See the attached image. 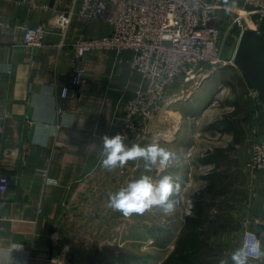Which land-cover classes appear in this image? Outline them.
I'll use <instances>...</instances> for the list:
<instances>
[{
	"label": "crops",
	"instance_id": "obj_1",
	"mask_svg": "<svg viewBox=\"0 0 264 264\" xmlns=\"http://www.w3.org/2000/svg\"><path fill=\"white\" fill-rule=\"evenodd\" d=\"M70 3L71 0H0V173L10 176L7 189H0V244L21 243L22 248L11 254L14 264H56L57 259L67 256L69 244H74L72 225L84 230H108L124 223L117 238L108 239L113 236L104 234L90 241L97 239L105 245L119 240L128 244L126 251L115 253L119 259L114 264H161L173 251L191 206H183V212L176 205L175 211L167 215L154 206L142 215L124 217L106 207L108 196L141 175L150 176L154 183L165 175L178 178L182 190L173 199L192 195L202 186L201 176L213 167L200 162L208 150L200 147L202 124L214 113L208 110L221 101L217 95L222 96L229 86L217 83L218 92L211 99L205 101L207 95L202 92L184 106L182 101L172 103L177 100L175 94L189 90L186 100L190 99L193 88L201 83L190 89L182 87L185 83L168 89L166 101L150 120L148 136L142 143L146 146L156 142L175 152L178 159L168 167L157 164L146 171L143 160L129 161L124 167L131 174L128 178L120 172L122 168L111 172L103 169L102 137L117 134L129 100L144 81L133 66L132 49L88 50L77 61L82 70L79 97L60 98L59 92L68 83L74 66V43L79 38L112 32L109 20L88 19L78 13L73 14L64 32L59 12ZM231 9L228 2L219 11V24L224 28L227 20L222 22V18L232 20L236 14ZM116 14L114 8L112 15ZM36 23H44L47 28L42 46L25 43L26 26ZM261 24L260 31H264V20ZM244 84L242 97L248 111L239 119L246 129V140L238 147L248 149V141L251 145L248 151L242 149L238 168L246 172L245 163L255 139L252 120L257 106L249 97V86ZM232 102L229 106L233 108ZM59 106L65 109L62 115ZM225 112L206 122L210 125ZM258 115L260 126L264 123V107ZM209 129L223 136V145L218 142L214 146L233 142L231 131L222 127ZM200 169L201 185L195 187V173ZM246 177L243 189L248 202L237 213L240 218L247 216L249 228L258 232L264 244V170ZM243 230L244 227L239 234L222 236L227 243L226 255L242 245ZM236 235H240L238 239ZM250 264H264V259L250 260Z\"/></svg>",
	"mask_w": 264,
	"mask_h": 264
},
{
	"label": "built area",
	"instance_id": "obj_2",
	"mask_svg": "<svg viewBox=\"0 0 264 264\" xmlns=\"http://www.w3.org/2000/svg\"><path fill=\"white\" fill-rule=\"evenodd\" d=\"M231 2V1H230ZM233 2V1H232ZM237 2V0H236ZM236 14L219 24V11L224 9V0H71L67 9L60 10L59 23L66 32L72 16L78 13L88 19L105 18L112 24V32L104 36L79 38L74 43L75 61L68 83L59 92L61 99L77 98L81 92L82 70L77 65L85 52L100 48L132 49L133 66L143 77V83L129 100L122 122L117 131L126 137L125 144H142L148 136V125L155 112L166 101L168 89L183 77L185 82L202 79L218 66L225 65L223 49L226 39L224 29L237 25L240 36L244 29L260 31L264 20V0H239ZM117 14L112 15V10ZM251 19L252 22H248ZM232 25V26H231ZM47 32L44 23L26 26L25 43L42 46ZM202 71V72H201ZM200 77V78H199ZM250 99L257 108L251 146L245 169L251 174L264 170V123L258 125L259 110L264 107L259 92L249 87ZM65 109L59 106L58 112ZM46 172V171H45ZM128 178L125 168L120 170ZM10 176L0 173V189L9 186ZM192 207V202L190 203ZM249 219L243 221L242 244L260 239L258 232L249 228ZM65 258L56 264H64Z\"/></svg>",
	"mask_w": 264,
	"mask_h": 264
},
{
	"label": "trees",
	"instance_id": "obj_3",
	"mask_svg": "<svg viewBox=\"0 0 264 264\" xmlns=\"http://www.w3.org/2000/svg\"><path fill=\"white\" fill-rule=\"evenodd\" d=\"M241 102L240 98L233 101V109L210 124L209 128L231 131L233 142L213 146L200 157L201 163L213 167L201 176L204 184L192 194L191 213L185 218L173 251L161 264H218L227 250L222 236L239 234L243 228L244 217L237 212L248 202V196L238 188V161L234 157L240 149L238 144L246 140V129L239 117L247 115L248 110ZM107 262L100 248L90 253L88 264Z\"/></svg>",
	"mask_w": 264,
	"mask_h": 264
},
{
	"label": "clouds",
	"instance_id": "obj_4",
	"mask_svg": "<svg viewBox=\"0 0 264 264\" xmlns=\"http://www.w3.org/2000/svg\"><path fill=\"white\" fill-rule=\"evenodd\" d=\"M126 137L121 134L102 137V159L100 165L107 171L124 168L129 161L143 160L146 171H151L152 166L159 164L168 167L177 160V154L153 142L146 146L133 143L131 146L125 144ZM182 185L178 178L165 175L158 183H154L148 175H141L139 179L133 180L126 187L120 188L115 194H109L106 207L112 211L121 213L124 217L133 214L142 215L154 206L158 207L164 214H172L178 203L173 196L178 195ZM22 248L19 242L0 244V264H14L12 259L13 250ZM264 259V244L259 239H253L250 243H244L227 255H222L218 264H250V260Z\"/></svg>",
	"mask_w": 264,
	"mask_h": 264
},
{
	"label": "rangeland",
	"instance_id": "obj_5",
	"mask_svg": "<svg viewBox=\"0 0 264 264\" xmlns=\"http://www.w3.org/2000/svg\"><path fill=\"white\" fill-rule=\"evenodd\" d=\"M230 1L232 4V9L234 11L241 4V2H238L239 0H237V2H236V0H224L225 4H223V5H225V7H226L227 3ZM238 3H240V4H238ZM232 9L229 11H232ZM249 21H251V19H249L248 22ZM229 25H230V22L228 23V28L224 29V33L226 34V39H225V44H224V49H223V57H224V60H227V61L231 60V61L227 62L225 65L218 66L214 70L212 69V71L207 70V68H211V67L208 65H205L203 70H206V73H209V74L202 79L200 85L193 88V91L190 94L191 98L186 100V96L188 95L189 90H183V91H180L179 93H176L174 97L177 100L172 101V103L173 102L176 103L177 101H182L181 105L184 106L190 102L192 103L193 100H196L202 92H206L207 98L205 101H207L208 99H211L216 92H218L219 87L217 86V83L226 82L229 86V88H228L229 90H225L222 93V96L217 95L218 99H220V97H222L221 101H219V104L215 108L212 107L210 110H208V111H214V113L212 115H209V118H208L209 120H206V121H209V123H210V121L212 122L215 117H218V115L220 113H223L224 111L232 110L233 108L229 106V103L232 101H235L236 97H237V99L240 98L242 100L241 104L244 105L245 108L247 107L246 102H244L245 99H243V97H242L243 90H244L245 86H241L242 84H244L245 80L242 76L241 70L238 68V66L234 62V55H235V51H236V48H237V45H238V42L240 39V33L236 28L237 27L236 24L233 26L231 25L232 27L230 28V30H228ZM180 83L181 84L185 83V85L182 86L183 88L190 89L197 84V80L185 82L184 78L180 77L176 81V83L173 84L171 87H177L178 85L181 86ZM169 92H170V90H169ZM193 110L194 111H200V108H196V110L194 108ZM206 121L202 124L203 125L202 126L203 131L200 134V138L202 137V139L199 140L200 144H201L200 145L201 149L202 150L209 149L208 148L209 145L214 146V145L218 144V142H220L219 145H223V141H222L223 136L219 135L214 130H210L209 129L210 125H208L209 123ZM145 144H147V143H145ZM250 145L251 144L248 141L246 144L248 149L250 148ZM142 146H145V145L143 144ZM242 149H245L246 151H248V149L241 147V149H239L240 151H238L240 153L237 152V154L235 155V159H237V161H238V157L240 156V154L242 152ZM203 152H205V151H203ZM237 167H238V165H237ZM201 171L202 170L200 169L195 173V175H196L195 177L197 178V182H198L195 187H197V186L199 187L201 185V181L199 180L200 176L202 175ZM237 171H239L238 172L239 173L238 188L243 189V188H245L243 181L245 178H247L246 174H248V175H251V174L248 171L244 172V169H242V168L241 169L237 168ZM239 185H241V187ZM177 199H178L177 206L181 207V210L183 212L184 211L186 212V208H183V206H189L190 205V203L192 202V195H184V196H181V198H177ZM246 217L247 216H244V219H246ZM148 219H151V218H148ZM244 219H243V221H244ZM140 222L147 223L144 220H140L139 223ZM149 222H151V221L149 220ZM123 225H124V223L119 224L115 228H109L108 230L98 229L96 227L95 228L94 227L87 228L84 230V229H79L75 225H72L70 230L72 231V233L74 231V235L72 233H70V236H72V237L74 236L73 239H75V240H74V244H72V243L69 244V246L67 248V251H66L67 256H65V261L69 256L70 257L68 258V262L64 263V264H88V259H89L90 253L94 252L95 248H97V247L100 248V246H102V250L104 252V255L106 256V259H108L109 262H112V264H114L115 260L119 259V257H115V253L126 251L125 248H127L128 244H126V243L123 244V243H120L119 240H116V242L114 244H105L104 245V244H100L99 240H97V239H92L90 241V238L91 237L97 238L98 236H100V235L102 236L104 234H106L108 236H113L111 238L108 237V239H112L114 237L117 238V236L122 231ZM239 236L240 235H236V239H238ZM120 255H123L124 257L126 256L124 254H119V256Z\"/></svg>",
	"mask_w": 264,
	"mask_h": 264
},
{
	"label": "water",
	"instance_id": "obj_6",
	"mask_svg": "<svg viewBox=\"0 0 264 264\" xmlns=\"http://www.w3.org/2000/svg\"><path fill=\"white\" fill-rule=\"evenodd\" d=\"M246 84L259 92L264 103V31L243 30L234 55Z\"/></svg>",
	"mask_w": 264,
	"mask_h": 264
},
{
	"label": "bare ground",
	"instance_id": "obj_7",
	"mask_svg": "<svg viewBox=\"0 0 264 264\" xmlns=\"http://www.w3.org/2000/svg\"><path fill=\"white\" fill-rule=\"evenodd\" d=\"M170 110V109H169ZM171 111V110H170ZM169 119V118H168Z\"/></svg>",
	"mask_w": 264,
	"mask_h": 264
}]
</instances>
